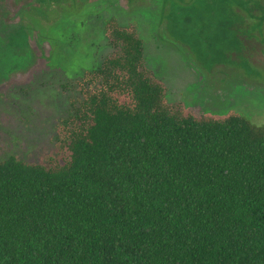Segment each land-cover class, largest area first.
<instances>
[{
  "label": "trees",
  "instance_id": "16d2710c",
  "mask_svg": "<svg viewBox=\"0 0 264 264\" xmlns=\"http://www.w3.org/2000/svg\"><path fill=\"white\" fill-rule=\"evenodd\" d=\"M104 30L53 149L0 159V264H264V126L169 102L138 24Z\"/></svg>",
  "mask_w": 264,
  "mask_h": 264
},
{
  "label": "rangeland",
  "instance_id": "374dc122",
  "mask_svg": "<svg viewBox=\"0 0 264 264\" xmlns=\"http://www.w3.org/2000/svg\"><path fill=\"white\" fill-rule=\"evenodd\" d=\"M191 2L0 0V159L38 162L53 149L77 81L112 50L104 30L110 17L138 24L169 102L213 115L239 113L264 126L260 3L250 15L234 4L236 17L225 19Z\"/></svg>",
  "mask_w": 264,
  "mask_h": 264
}]
</instances>
